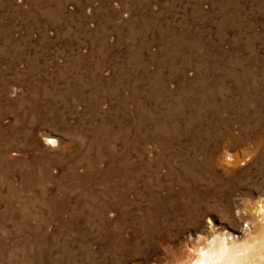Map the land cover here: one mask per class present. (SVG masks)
<instances>
[{"label":"rangeland","instance_id":"obj_1","mask_svg":"<svg viewBox=\"0 0 264 264\" xmlns=\"http://www.w3.org/2000/svg\"><path fill=\"white\" fill-rule=\"evenodd\" d=\"M260 132L264 0H0V264L257 244Z\"/></svg>","mask_w":264,"mask_h":264},{"label":"bare ground","instance_id":"obj_2","mask_svg":"<svg viewBox=\"0 0 264 264\" xmlns=\"http://www.w3.org/2000/svg\"><path fill=\"white\" fill-rule=\"evenodd\" d=\"M258 122V124H260L261 120H258ZM261 133L262 132L253 135V138L255 139V146H257L258 149L261 146L264 147V134ZM48 141L51 144L55 143V141L51 139ZM228 159L233 160L231 157H228ZM258 213L259 216H264V209L261 208V206L259 207ZM263 224L264 222L261 223L257 221L254 224L256 228L260 230V232H263L262 241L260 240L257 244H255L256 242H253L254 240L252 241V238L250 240L251 242H249L248 238V240H244V242L241 244H236L235 242H231L230 240L228 241L226 239H214L210 242L209 245L204 248L188 250L186 255V261L182 263L179 262L178 264H264Z\"/></svg>","mask_w":264,"mask_h":264}]
</instances>
